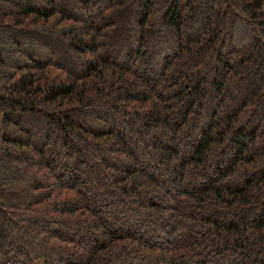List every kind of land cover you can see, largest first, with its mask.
Here are the masks:
<instances>
[{
    "label": "trees",
    "instance_id": "obj_1",
    "mask_svg": "<svg viewBox=\"0 0 264 264\" xmlns=\"http://www.w3.org/2000/svg\"><path fill=\"white\" fill-rule=\"evenodd\" d=\"M0 264H264V0H0Z\"/></svg>",
    "mask_w": 264,
    "mask_h": 264
},
{
    "label": "rangeland",
    "instance_id": "obj_2",
    "mask_svg": "<svg viewBox=\"0 0 264 264\" xmlns=\"http://www.w3.org/2000/svg\"><path fill=\"white\" fill-rule=\"evenodd\" d=\"M244 26V25H243Z\"/></svg>",
    "mask_w": 264,
    "mask_h": 264
}]
</instances>
